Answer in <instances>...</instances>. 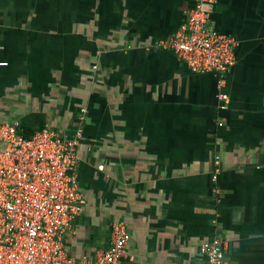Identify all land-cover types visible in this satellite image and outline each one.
<instances>
[{
	"label": "crops",
	"instance_id": "obj_1",
	"mask_svg": "<svg viewBox=\"0 0 264 264\" xmlns=\"http://www.w3.org/2000/svg\"><path fill=\"white\" fill-rule=\"evenodd\" d=\"M193 6L0 0V122L81 129L83 212L65 236L76 264L94 263L116 221L139 264L200 263L216 237L229 264H264V0H216L210 13L236 40L222 111L217 75L154 47Z\"/></svg>",
	"mask_w": 264,
	"mask_h": 264
},
{
	"label": "built area",
	"instance_id": "obj_2",
	"mask_svg": "<svg viewBox=\"0 0 264 264\" xmlns=\"http://www.w3.org/2000/svg\"><path fill=\"white\" fill-rule=\"evenodd\" d=\"M216 0H194L184 22L154 47L171 51L193 74L218 76V110L231 102L223 91L226 76L236 64L234 36L211 25ZM2 49L0 45V50ZM7 63L0 61V66ZM219 126L223 125L219 120ZM77 129L70 138L47 127L28 133L19 123L0 122V264H76L66 249L65 236L83 212L76 167ZM220 172L214 161L213 180ZM130 233L116 221L106 249L93 264H139L128 258ZM226 244L216 237L200 246V263L229 264Z\"/></svg>",
	"mask_w": 264,
	"mask_h": 264
}]
</instances>
